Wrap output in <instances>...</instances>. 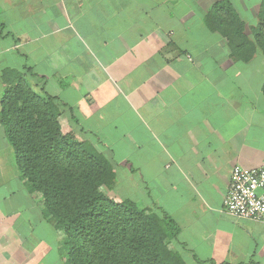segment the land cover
<instances>
[{
    "label": "crops",
    "instance_id": "0c3cea01",
    "mask_svg": "<svg viewBox=\"0 0 264 264\" xmlns=\"http://www.w3.org/2000/svg\"><path fill=\"white\" fill-rule=\"evenodd\" d=\"M216 1L0 0V100L5 69L55 97L62 132L112 163L113 199L171 218L187 264H264V221L222 208L232 168L264 164V54L231 56ZM42 206L0 124V264H67Z\"/></svg>",
    "mask_w": 264,
    "mask_h": 264
},
{
    "label": "trees",
    "instance_id": "16d2710c",
    "mask_svg": "<svg viewBox=\"0 0 264 264\" xmlns=\"http://www.w3.org/2000/svg\"><path fill=\"white\" fill-rule=\"evenodd\" d=\"M206 18L235 59L264 51V0L250 37L229 0L216 1ZM2 82L0 124L29 192L40 193L44 217L64 235L67 264H187L168 247L178 230L171 218L100 190L112 188L114 167L100 145L62 132L55 97L34 91L17 70L5 69Z\"/></svg>",
    "mask_w": 264,
    "mask_h": 264
},
{
    "label": "built area",
    "instance_id": "2783aa9c",
    "mask_svg": "<svg viewBox=\"0 0 264 264\" xmlns=\"http://www.w3.org/2000/svg\"><path fill=\"white\" fill-rule=\"evenodd\" d=\"M222 208L238 218L264 221V164L232 168Z\"/></svg>",
    "mask_w": 264,
    "mask_h": 264
},
{
    "label": "rangeland",
    "instance_id": "374dc122",
    "mask_svg": "<svg viewBox=\"0 0 264 264\" xmlns=\"http://www.w3.org/2000/svg\"><path fill=\"white\" fill-rule=\"evenodd\" d=\"M234 2H235V4H237L236 2V0H233ZM260 5V4H259ZM258 10H259V8H258ZM258 10L257 9H250V10H248L247 12L246 11H243V10H241V9H239V16L241 15L242 16V18L245 20H248V19H250L248 22L249 23H251L250 25H248L247 26V28L246 27H244V30L247 32V33H249L250 34V36H251V31H250V29L252 28V24H255L256 25V23H257V21H258V19H257V13H258ZM252 18H253V22H254V20H255V22L253 23L252 22ZM259 49V52L260 53H262V54H264V51L261 49V48H258ZM100 190L102 191V192H104L107 196H109V197H112V198H114V194H116V193H114L113 191H111V188H108V187H106L105 185H103V186H101L100 187ZM126 190L128 191V189L126 188ZM64 243V242H63ZM168 247H170L169 245H168ZM61 249H63V251L65 250V252H66V247L64 246V248H63V246H61ZM172 249V248H171ZM174 250V249H173Z\"/></svg>",
    "mask_w": 264,
    "mask_h": 264
}]
</instances>
